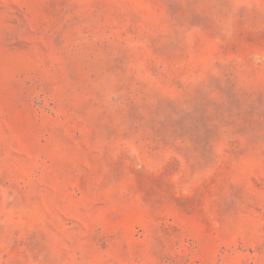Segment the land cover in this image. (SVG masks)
I'll list each match as a JSON object with an SVG mask.
<instances>
[{"label":"rangeland","instance_id":"obj_1","mask_svg":"<svg viewBox=\"0 0 264 264\" xmlns=\"http://www.w3.org/2000/svg\"><path fill=\"white\" fill-rule=\"evenodd\" d=\"M0 264H264V0H0Z\"/></svg>","mask_w":264,"mask_h":264}]
</instances>
